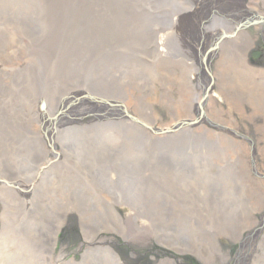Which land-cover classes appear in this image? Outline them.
Returning <instances> with one entry per match:
<instances>
[{
    "label": "rangeland",
    "instance_id": "obj_1",
    "mask_svg": "<svg viewBox=\"0 0 264 264\" xmlns=\"http://www.w3.org/2000/svg\"><path fill=\"white\" fill-rule=\"evenodd\" d=\"M196 1L0 0V264H74L71 258L77 264L85 255L81 264H169L161 261L167 247L194 254L220 248L213 261L227 264L222 257L236 255V232L262 224L264 177L251 169L249 141L230 139L207 122L206 128L152 136L116 107L103 104L101 115L92 111V96L80 98L81 111L66 109L74 94L87 92L122 100L149 120L152 107L161 127L196 116L191 103L203 89L189 80V58L173 44L168 53L159 43L166 26L160 18L172 25ZM236 17L248 14L239 7ZM262 27L247 28L252 44L246 36L228 43L232 52L222 64L219 53L211 56L220 77L210 97L223 108L213 113L253 140L264 173ZM254 51L263 53L253 60ZM244 53L250 70L239 59ZM86 109V117L78 114ZM72 112L78 116L71 118ZM56 115L60 156L43 126ZM67 135L74 141L64 142ZM109 138L111 148L104 146ZM80 144L87 147L77 152ZM18 177L35 184L30 195L43 187L53 199L23 198L6 182ZM131 209L135 217L127 224L122 217ZM84 232L94 239L87 250ZM62 249L67 255L60 258ZM190 253L177 264H208ZM252 264H264V244Z\"/></svg>",
    "mask_w": 264,
    "mask_h": 264
},
{
    "label": "bare ground",
    "instance_id": "obj_2",
    "mask_svg": "<svg viewBox=\"0 0 264 264\" xmlns=\"http://www.w3.org/2000/svg\"><path fill=\"white\" fill-rule=\"evenodd\" d=\"M248 1L249 0H245V1H242V0H199L198 2L196 1L198 3V8L196 10L197 14L194 15L193 12H190V14H187V15L180 14L179 16L173 18L172 20L173 26L169 25L168 21L165 20L164 18L162 17L160 18L161 22L165 24L166 26L161 29L162 32L159 35V38L161 40L159 41V43L163 41L162 46L167 52L170 50L169 45L172 46L173 44L172 50L181 51L185 54L187 58H189V60L185 62L186 68L192 70L193 72V74L189 77V80L190 81L192 80L193 84L197 82L198 84L197 88L203 89V91L198 89V96L194 100L196 102L195 103L196 105L194 104V102L191 103L193 107V111H196L197 113L198 109L204 108L205 106L207 107L208 103L211 102L210 108H211L212 113L207 110V112H205L207 115V118L202 117V119H200L199 121L194 122L193 126H196L195 128H198L200 126L199 129H201L202 127L206 128L205 126L206 124L204 125V122L208 120V117L210 118V121H211V119H213L212 116H218L220 117L221 122L218 121L219 120L217 119L218 117H215L216 119L214 118L215 121L213 122V124L216 126H221L222 128L220 131L223 132V134H226L228 137H230V139L232 138L237 139V138L231 134L232 131L228 129L227 125L232 126L233 129H234V126L231 124V121H229V118L228 119H226L227 117L223 118L224 114L221 113V114L215 115L213 113V109H223V108L215 107V104H214L215 99L213 98V96L210 97V92L212 91V89L207 90L209 87V84H212L214 86V83L217 82V77H220L211 68V59H212L211 56L214 55L215 53L216 54L219 53L221 56V60L218 64H222L223 59H224V54L228 52H232L231 49H225L228 43L234 42L240 36H243V37L246 36L248 38V43L250 44L253 43L252 34L249 33V31L246 29L237 30L238 21L235 20V16H237V9L239 7H243L244 2H248ZM258 1L259 0H251V2H254V3ZM262 1L264 2V0ZM186 4H189V3L186 2ZM191 8L192 7L190 6V7L184 8V10L187 11ZM261 10H262V6L258 4L257 12L260 13ZM225 17L229 18L228 22L225 21ZM174 32H177V33H174ZM220 35L224 36V40H226V44H221L222 41L220 39ZM220 44L223 45V47H221ZM239 59L243 63L244 67L247 64L250 68H252V66L248 64L249 60H248L247 54L245 53L239 54ZM217 68H219V65H217ZM245 68L250 70V68H247V67ZM208 78H211V79L214 78L215 80L208 81ZM79 93L80 92H78L77 94ZM214 94L218 95V94H221V92L216 91L214 92ZM96 100H98V98ZM205 102L207 103L206 105H205ZM118 103L123 105L125 108H127L126 104L121 102L120 100L118 101ZM103 104L104 105L112 104L115 106V104H113V101H109V100H106V102ZM103 104H97L96 102H93V105L96 107H92L91 110L98 112L100 111V109H103L102 107H100V106H104ZM79 105L80 104H77L72 108L73 112H77L78 110L81 111L83 109L82 107L78 109ZM149 110H150L149 118H151L152 120H149L148 118H145L142 116H135L136 119L138 120L137 122L139 121L140 122L130 123V124L138 130L146 131L152 136H156L160 134L158 133L159 129L155 126L156 116L154 114V109L152 107ZM225 111H226V114L231 115V110H225ZM73 112L72 114H69L71 118H76L78 114L80 116H83L85 114L84 116L86 117L87 116L86 113H88L87 109L83 113L73 114ZM69 113H70V110H69ZM89 113H92L94 115V118L96 117L97 113H94V112H89ZM189 116L194 119L197 118V114L196 116H194L191 113L189 114ZM60 119L64 120L65 116ZM230 119L233 120V118H230ZM53 124L54 122H51L49 125V122H48V124L43 123V126L45 128L44 130H46L47 128L49 129V131L52 130V135L48 134L49 141H51L52 143L51 146L53 150L55 151V153L58 156H60L61 152L58 151L56 147V144H55L56 137H54L56 136V133H60V131H58L60 125H57L55 128H53ZM217 128L219 129V127ZM185 130H188V128H186ZM237 134L240 136L239 133ZM63 140L64 142L65 140L74 141L72 135L70 138L68 137V135L65 138L63 136ZM109 140L110 138L104 142V146L111 148L113 146L110 145ZM86 147L87 146H85L84 144H80L79 146L75 145V149L77 152H80V150ZM51 161L52 159H49V163H51ZM39 168L40 170L45 169V167H42V166H40ZM96 175L98 177H101V175L103 174L96 173ZM6 180L10 185L18 188V192L25 199H28L30 196H33L36 198V194H37V200L40 202H47L49 198L53 199V197L49 195L48 190L43 189V187L40 188L38 192L35 191L30 195V193L35 188L34 187L35 184L31 181H28V183L24 182L23 181L24 178L22 177H18L17 179L12 178V180L10 179H6ZM102 181L105 184L109 182V180H107L106 178V174H105L104 179L102 178ZM114 188H115L114 186H111L112 192H116ZM58 207L65 208L62 206H58ZM132 210L134 209H131L128 213L125 214L124 217H122L123 222H126L128 224L130 221V217H135L134 214L132 213ZM62 223L63 221L59 222V224L56 226V230L54 227V231H53L54 235L52 236L51 252H54V249L57 245L58 230L61 227ZM249 231H250L248 232L250 233L249 235L248 234L245 235L243 231L236 232L237 235H235L234 239L241 244V248L236 255L235 264H251L252 259L255 257V254H254L255 246L258 244L259 246L262 247L264 244V239H262V231H254V230H249ZM144 234L145 233H140V236H143ZM100 239L101 240L109 239V241H111L112 238L111 237L108 238L104 236V237H101ZM93 240L94 239H90L89 237H87L86 233L84 232V243H86V250L90 248L91 246L90 244ZM61 252H62V255H66L65 251H61ZM221 252H223V250L218 248L211 253L210 248H209L207 253H204L202 250H200L199 256L202 259H204L206 262H208L209 264H215V261H213V257L215 254L221 253ZM168 253H171L172 256L173 254L176 255V253L173 250L168 251ZM84 259L85 260L87 259L86 255L84 256ZM84 259L82 261H79L77 264H81L82 262H85ZM225 260L228 261L229 264H232L231 261L233 259H231L227 253H225L222 257V262H224ZM70 261H73L74 264H76V261L74 258L71 259ZM165 262H170L169 264H172V260L170 259V257L167 258Z\"/></svg>",
    "mask_w": 264,
    "mask_h": 264
},
{
    "label": "water",
    "instance_id": "obj_3",
    "mask_svg": "<svg viewBox=\"0 0 264 264\" xmlns=\"http://www.w3.org/2000/svg\"><path fill=\"white\" fill-rule=\"evenodd\" d=\"M202 109H203V108H202ZM182 123L185 124V123H188V122H187V121H183Z\"/></svg>",
    "mask_w": 264,
    "mask_h": 264
}]
</instances>
